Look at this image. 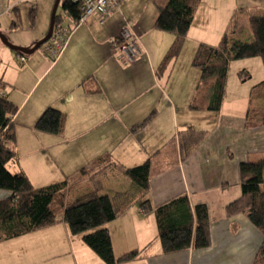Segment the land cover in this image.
<instances>
[{
    "label": "crops",
    "instance_id": "0c3cea01",
    "mask_svg": "<svg viewBox=\"0 0 264 264\" xmlns=\"http://www.w3.org/2000/svg\"><path fill=\"white\" fill-rule=\"evenodd\" d=\"M168 1L120 0L108 15L92 16L79 25L57 59L12 49L17 60L22 56L26 60L20 64L15 60L16 64L4 65L0 71L7 97L18 107L14 115L17 158L8 168L12 173L24 172L36 187L68 181L67 207L109 195L118 213L106 225L116 257L143 249L157 235L154 211L145 212L142 201L156 208L187 195L192 207H207L212 231L209 247L164 254L160 242L154 240L145 256L121 264H251L262 235L246 215L227 216L226 207L242 195L241 164L264 156V124L248 125L261 121L264 115L255 110L264 105L246 111H197L207 110L212 81L202 82L192 61L201 44L215 46L221 41L236 12L243 19L264 15V0H212L218 3H211L213 12L207 19L202 0L180 56L163 70L162 61L175 37L156 29L154 23L159 7ZM55 2L0 0V32L13 29L24 11L30 19V10L35 9L41 18ZM218 5L230 12L223 27H215L210 19H215ZM126 20L132 22L144 48L135 63L123 62L115 51ZM35 35L26 47L32 48L39 39ZM240 36L251 38L248 29ZM9 69L14 72L10 76ZM203 84L210 89L203 92L205 107L197 109V87ZM256 98H264V87ZM49 107L65 116L59 134L35 127ZM153 111L146 126L133 128ZM147 159L151 162L150 189L143 194L126 169ZM83 167L86 171L79 173ZM9 195L0 190V200ZM64 223L44 227L40 235L38 229L6 240L0 246V264H4V252L17 258L26 254L28 247L21 244L27 236L48 244L54 240L70 247H80L81 243H75L78 240L84 244L82 235H72ZM12 244L20 246L8 248ZM54 252L49 250V255ZM84 253L71 250L68 262L82 264L77 257ZM93 258L89 264H106Z\"/></svg>",
    "mask_w": 264,
    "mask_h": 264
},
{
    "label": "trees",
    "instance_id": "16d2710c",
    "mask_svg": "<svg viewBox=\"0 0 264 264\" xmlns=\"http://www.w3.org/2000/svg\"><path fill=\"white\" fill-rule=\"evenodd\" d=\"M201 2L202 0H169L165 6L159 7L154 27L170 32L175 37L162 61L163 70L180 56ZM60 6L62 12H67L74 20L79 18L80 1L61 0ZM36 17V10H30L32 25ZM60 18L61 14L56 12L55 23ZM17 25L13 22L11 28ZM247 29L251 38H240ZM248 57H261L264 64V15H251L243 19L241 13L236 12L221 41L215 46L201 44L192 61V65L201 73L202 82L212 81L207 110L221 109L231 62ZM5 88V82L0 79V190L10 192L8 197L0 200V242L63 221L70 233L74 236L82 235L84 244L106 264H121L139 259L146 255L154 240L160 242L164 254L184 251L192 246L203 249L211 245L212 231L207 207H192L188 196L181 195L156 208H152L149 201H142L140 205L145 212L154 211L157 235L143 249L116 257L111 233L106 225L115 220L118 213L109 195H101L67 207L65 201L68 181L36 187L24 172L12 173L9 170L8 164L17 158L14 115L18 107L9 100ZM255 111H261L264 115V108ZM154 115L155 111L133 128L146 126ZM64 120L62 111L49 107L38 118L35 127L39 131L59 134L63 130ZM260 120L248 122V125L264 124V117ZM150 170V159L126 169L127 176L143 194L150 189ZM85 171L86 168L83 167L79 173ZM240 176L242 195L227 205L226 213L229 217L246 215L261 233L262 242L251 264H264V156L258 161L242 163Z\"/></svg>",
    "mask_w": 264,
    "mask_h": 264
},
{
    "label": "rangeland",
    "instance_id": "374dc122",
    "mask_svg": "<svg viewBox=\"0 0 264 264\" xmlns=\"http://www.w3.org/2000/svg\"><path fill=\"white\" fill-rule=\"evenodd\" d=\"M204 1L205 3H203L204 4L203 15H205V19H207L208 17L206 16H208L210 13L213 12V9H212L213 7L211 3H218V2L217 1L212 2V0H204ZM54 4L51 6V8L46 14H40L41 18L40 16L38 17V14H37L36 21L33 25L31 24V21L28 17L27 12L24 11L23 18L18 16V18L15 21L18 24L17 27L13 29H7V34L2 32L3 34L7 36L9 43L13 46H20V47L25 48L26 44H29L31 42V35L33 34L35 35L36 33L39 39L35 41V43L42 40L46 36L50 28ZM217 9L218 11H216V13L214 14L215 19L213 18H210V19H212V22L214 23L215 27H218L221 25L223 27V25L227 22L226 13H230V12H227L226 9L220 10L219 5L217 6ZM61 12H62V7L59 6L57 13L61 14ZM61 22L62 24H64L65 27H67L70 24L71 19L70 18L62 19ZM75 30L76 29L72 31L71 36L73 35ZM42 33H44V35H41ZM47 44L48 42L44 43L39 49L35 51L39 54L43 53V55L45 54L46 56L45 50H46ZM12 51L13 50L0 39V60H1L0 61V71L4 67V65L10 66L12 63L16 64L15 60L17 61L18 64L21 63L20 57H18L19 60H17L16 55L12 54ZM37 53L35 54L36 55L35 57L39 56V54L37 55ZM256 59L258 60H255V58L253 57H248V58H243V59H237L231 62L229 72H228V79H227V84H226L225 95L222 101V107H221L222 111H246L248 107H251V106L254 107V106H257L258 104L264 105V98L260 100L256 98V96L260 92L263 91V87H264V84L262 83L263 81L260 82L264 74V64L262 63L261 57H258ZM11 73H14V72L9 69L8 76H10ZM197 82L199 83V80H197ZM209 89H210L209 84L208 85L203 84L201 88H200V85L197 87V97H196L197 103H195L197 107H200V106L205 107L204 106L205 95L203 92L204 91L208 92ZM252 90H254L253 93H252ZM33 92H35V89L33 90ZM249 95L251 97H249ZM197 111H208V110L200 109ZM56 227H59V226H56ZM41 229H45V228H41ZM52 229H55V228H52ZM43 231L44 230H41L40 232H38V235H40ZM27 237L28 238L23 237L24 244H21V247H26V248L28 247L26 254L24 253L22 257L18 256L19 258H17V256L8 255V252H4L3 253L4 255L3 263L4 264H70V262L68 261L70 260L71 250H74L77 252H81L83 250L87 251V253H84L83 256L77 257V259L82 264H89L90 262L89 259L91 256L94 257L93 259H98L97 258L98 256L88 246L84 245L80 240L75 242L77 244L81 243L80 247L79 246L77 247L76 244L74 245V247H70L69 245L63 243V241L54 240L52 241V244H48V243L43 242V240H37L36 236H33V237L27 236ZM6 243L8 242L6 241L1 242L0 246L6 245ZM19 246L20 245L12 244V245H8V248H14V247H19ZM0 250H3V249L0 248ZM49 250H52V251L54 250L56 252L52 253V256H50ZM23 260H25V262ZM46 260H49V261H46ZM97 262H100V260L98 259ZM92 264H95L94 261Z\"/></svg>",
    "mask_w": 264,
    "mask_h": 264
},
{
    "label": "built area",
    "instance_id": "2783aa9c",
    "mask_svg": "<svg viewBox=\"0 0 264 264\" xmlns=\"http://www.w3.org/2000/svg\"><path fill=\"white\" fill-rule=\"evenodd\" d=\"M73 2H81V14L77 20H74L67 12L61 13V18L55 23L52 36L47 41L46 56L57 59L65 50L69 43L71 33L79 25L85 23L90 17L99 15L104 17L109 12L120 5V0H71ZM71 19L70 24L65 27L62 24V19ZM130 20H126V25L122 29L120 35V42L115 51L118 58L126 63H135L138 58L144 54V48L141 43L139 33H137L132 26ZM76 27V28H73ZM25 61L24 56L21 57Z\"/></svg>",
    "mask_w": 264,
    "mask_h": 264
},
{
    "label": "water",
    "instance_id": "95a60500",
    "mask_svg": "<svg viewBox=\"0 0 264 264\" xmlns=\"http://www.w3.org/2000/svg\"><path fill=\"white\" fill-rule=\"evenodd\" d=\"M60 2H61V0H56V2L54 4L51 24H50V28H49L48 33L46 34V36L42 40L38 41L35 44V47H33V48L28 50V49H23V47H20V46H13V45H11L9 43L7 36L5 34H3L2 32H0V39L13 50L24 51V52H34L35 50L39 49L52 36L53 30H54V26H55V15H56V12H57V10H58V8L60 6Z\"/></svg>",
    "mask_w": 264,
    "mask_h": 264
}]
</instances>
